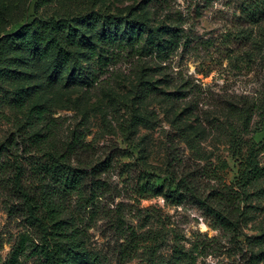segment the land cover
I'll return each mask as SVG.
<instances>
[{
	"label": "rangeland",
	"instance_id": "rangeland-1",
	"mask_svg": "<svg viewBox=\"0 0 264 264\" xmlns=\"http://www.w3.org/2000/svg\"><path fill=\"white\" fill-rule=\"evenodd\" d=\"M93 1L147 29H170L159 41L173 38L174 46H105L101 63L81 54L50 87L51 60L16 67L27 75L0 94V144L25 150L23 128L36 105L47 108L51 144L80 137V162H72L79 189L57 196L97 264H264V180L243 187L238 177L241 150L247 156L264 142V0H0V39L39 15L87 12ZM33 88L39 95L18 109L14 94ZM134 117L142 122L130 143L123 130ZM141 157L159 178L144 196ZM46 159L21 162L27 186L57 188ZM258 160L264 165V155ZM1 173L0 264H44L31 253L41 234L14 191V172ZM23 238L30 247L13 263Z\"/></svg>",
	"mask_w": 264,
	"mask_h": 264
},
{
	"label": "trees",
	"instance_id": "trees-1",
	"mask_svg": "<svg viewBox=\"0 0 264 264\" xmlns=\"http://www.w3.org/2000/svg\"><path fill=\"white\" fill-rule=\"evenodd\" d=\"M96 7V1H93L90 10L84 13L70 14L66 11L57 16L39 15L22 26L17 33L0 39V94L5 86H14L27 75L17 71L16 67H23L25 70L38 69L44 66L47 60H51L48 64L51 75L45 80V85L50 87L54 83L50 77L58 79L68 68L78 67L81 54L88 60H97L101 63L104 59L105 46L133 48L143 43L145 45L143 49H154L159 53L168 52L174 46L173 38H163L159 41V34L162 32L170 36L173 32L170 29H147L143 24L120 18ZM132 12L133 10L131 15ZM1 24L2 22L0 26ZM7 56L12 58L9 59ZM19 56L28 58L21 60ZM33 94L39 95V90L36 88L19 90L14 94L13 104L18 109H24L26 100ZM46 115V107L36 105L30 109L23 128L28 137L27 147L21 153H18L16 141L8 140L0 144V174L7 172L9 168L14 172L12 178L14 191L23 202L28 220L40 230V245L31 248V253H36L44 264H90V260L92 264H97V260L92 259L87 253L77 229L70 230V224L63 220L64 208L60 197L57 196L60 190L69 193L79 189L80 178L72 162L78 159L79 152L84 148L83 143L79 136H73L71 141L63 143L60 147L51 144L49 138L53 137L54 132ZM141 122V118L134 117L124 128L126 141L131 143V130ZM37 128L41 130L37 132ZM132 149L136 150L135 147ZM242 154L241 150L242 159L238 166L240 184L248 187L263 181L264 165L258 158L264 155V142L249 149V155ZM42 158H47L43 171L46 178L57 185L55 190L50 189L52 188L50 183L33 188L27 186L24 181L25 170L21 162H25L24 160L41 162ZM141 161L147 172L140 176L137 189L144 196L156 190L159 178L149 173L150 167L144 157H141ZM162 184L168 191L172 190L170 193H176L177 197H181L178 189L173 191L171 183L163 181ZM259 191L264 197V189ZM159 192L160 190H157L155 193ZM223 219L226 221L227 218ZM231 225L234 224L231 222ZM28 247L30 245L23 238L12 254L13 263L18 261ZM122 259H125L124 254Z\"/></svg>",
	"mask_w": 264,
	"mask_h": 264
}]
</instances>
